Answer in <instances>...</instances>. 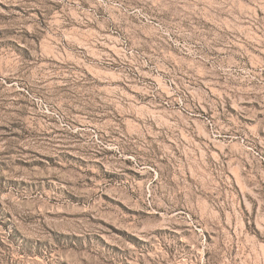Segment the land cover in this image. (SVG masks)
<instances>
[{
  "label": "rangeland",
  "instance_id": "1",
  "mask_svg": "<svg viewBox=\"0 0 264 264\" xmlns=\"http://www.w3.org/2000/svg\"><path fill=\"white\" fill-rule=\"evenodd\" d=\"M80 1L0 0V264H264V0Z\"/></svg>",
  "mask_w": 264,
  "mask_h": 264
},
{
  "label": "bare ground",
  "instance_id": "2",
  "mask_svg": "<svg viewBox=\"0 0 264 264\" xmlns=\"http://www.w3.org/2000/svg\"><path fill=\"white\" fill-rule=\"evenodd\" d=\"M89 2V1H88ZM78 3H82L80 0H78ZM105 3V9L108 12L110 18L112 19L113 23L118 22L121 23L122 20H126L127 22L129 21L132 25L133 28L143 32L146 35H151L153 32H155V27L148 23L146 19H142L141 13L142 11L138 9L136 5L132 4H125L121 0H91L88 3L89 7H92L93 10L97 13L101 12V8L103 4ZM92 10V9H91ZM144 16V15H143ZM109 18V19H110ZM151 18V17H150ZM152 19V18H151ZM101 21V20H100ZM106 22V21H105ZM129 23V24H130ZM103 28V27H102ZM99 29V28H98ZM99 33V32H98ZM156 106V105H155ZM162 108V107H160ZM159 108V109H160ZM154 109V108H153ZM157 108H155L156 110ZM157 109V110H159ZM154 110V111H155ZM161 110V109H160ZM164 110V108H163ZM166 109L164 110V112ZM158 112V111H157ZM159 113V112H158ZM167 115V111L165 112ZM172 113V112H171ZM169 113V114H171ZM160 114V113H159ZM161 113L160 115H162ZM156 115V114H155ZM164 116V115H162ZM170 117V116H169ZM164 118V117H163ZM167 119V118H164ZM163 119V120H164ZM171 119V118H170ZM173 119V118H172ZM171 119V120H172ZM169 122V121H168ZM166 123V122H165ZM170 125L169 123H167ZM175 124V123H174ZM178 126V125H177ZM181 128V127H180Z\"/></svg>",
  "mask_w": 264,
  "mask_h": 264
}]
</instances>
